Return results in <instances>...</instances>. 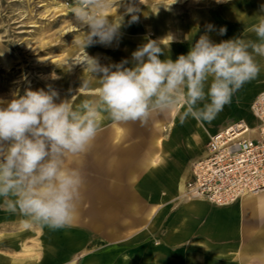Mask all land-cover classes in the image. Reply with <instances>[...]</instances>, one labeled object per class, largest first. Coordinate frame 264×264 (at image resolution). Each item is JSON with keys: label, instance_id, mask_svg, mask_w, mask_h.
Here are the masks:
<instances>
[{"label": "clouds", "instance_id": "clouds-1", "mask_svg": "<svg viewBox=\"0 0 264 264\" xmlns=\"http://www.w3.org/2000/svg\"><path fill=\"white\" fill-rule=\"evenodd\" d=\"M121 2L75 0L74 25L89 29L82 31L81 48L118 43L123 17L110 19L105 10ZM136 11L126 7V14ZM137 20L132 15L130 22ZM213 30V25H207L187 54L175 61L159 58L169 50L162 42L167 38L171 44V35L139 46L131 54V67L126 66L128 59L105 65L84 51L68 70L82 66L86 76L82 87L99 86L96 99L79 105L73 99L55 103L59 93L51 85L47 91L28 87L23 95L17 90L11 99L0 97V208L26 217V227L34 223L57 231L70 226L78 214L84 180L78 168L66 166L65 158L88 151L103 118L144 126L154 113L180 107L181 125L189 118L211 124L231 104L233 95L261 71L255 57H264V15L250 29L257 41L233 37L217 43L208 34ZM226 31L221 27L218 34Z\"/></svg>", "mask_w": 264, "mask_h": 264}, {"label": "crops", "instance_id": "crops-1", "mask_svg": "<svg viewBox=\"0 0 264 264\" xmlns=\"http://www.w3.org/2000/svg\"><path fill=\"white\" fill-rule=\"evenodd\" d=\"M208 18L193 17L185 22L196 26ZM163 19L165 27L176 26L177 18L163 15ZM151 21L156 30L146 27L144 34L142 28L132 27L131 32L123 35L146 42L152 39L150 36L158 40L173 37L158 23L157 17L153 16ZM168 41L166 38L162 43ZM134 46H128L127 50L134 51L141 45ZM179 55L167 50L159 58L175 61ZM62 72L58 86L64 90L69 84H81L86 79L83 70L76 73L75 79L67 67ZM90 86L95 91L99 85ZM255 88L263 90L264 79ZM58 93L60 101L54 102L69 100L64 93ZM228 110L224 107L222 113ZM182 111L178 107L157 113V128L148 136L147 144L144 140L123 143L121 138L127 134L118 129L99 131V142L94 146L98 149V162L90 172L97 181L89 183L97 187L89 188V194L83 198L91 202L89 216L99 218L94 228L98 240H89L88 245L84 243L74 250L66 242L60 248L61 255L57 252L55 256L56 240L52 239L51 252L40 260L36 256L24 258L2 253L0 264H250L251 258L254 264H264V191L224 206L179 197L184 181L191 176L192 163L205 154L207 142L201 143V131L191 132L186 123L180 124L178 113ZM236 115L243 118L242 113ZM232 121H223L217 130ZM0 218L9 215L0 209ZM77 219L78 214L73 222ZM5 222L6 219H0V226ZM65 231L69 234L71 228ZM20 237L21 234L1 235L0 248L28 250ZM79 249L82 252L71 257Z\"/></svg>", "mask_w": 264, "mask_h": 264}, {"label": "rangeland", "instance_id": "rangeland-1", "mask_svg": "<svg viewBox=\"0 0 264 264\" xmlns=\"http://www.w3.org/2000/svg\"><path fill=\"white\" fill-rule=\"evenodd\" d=\"M74 3L75 0H0V97L11 99L12 93L17 90L23 95L28 87L37 90L43 86L47 91V86L51 85L56 91L64 93L70 101L73 99L74 105H79L86 99H96L95 91L91 89L94 86L82 87V83L77 82L73 85L69 84L66 90L58 86L59 82H62V70L78 62L84 55V51L90 56L99 57L100 62L105 65L114 60L120 62L128 59L130 63L126 66L131 67V54L135 50H127L128 46L143 45L146 41H133L129 38L130 35L124 36L123 34L131 32L132 27L142 28L144 34H147L146 27L151 29L154 27L151 21L153 16L158 18V23H161L162 27H165L163 15L177 18L176 26L165 27L173 34V41L171 44L170 41L163 44L169 46L168 51L173 54H187L190 46L205 33L207 25L214 26L215 30L208 34L217 43L223 38L228 40L233 37H240L246 41H257L258 38L250 29L258 22L259 15H264V10H262L264 0H176L175 3L174 0H122L120 4L116 3L115 6L105 10V14L109 15L110 19L119 20L120 16L123 17L118 43L114 42L111 46L94 44L83 49L78 41L82 39L83 32L89 29L87 27L78 29V26L74 25L72 14ZM128 6H133L138 11L126 14ZM132 15L138 16L136 22H130ZM195 15L209 18L208 21H201L196 26L185 22ZM221 27L227 29L224 35L218 34ZM153 29L156 30V28ZM150 37L151 40L160 41ZM181 48L184 49L183 53L180 52ZM255 59L261 69L259 75L254 80L245 83L233 95L231 104L225 105V108L229 109L225 114L222 113L223 111L220 112L211 124L197 122L193 118L185 122L191 132L201 131V143H205L225 120L232 119L234 122L243 119L251 126L252 123L255 124L250 105L262 90L255 86L264 79V57L256 56ZM81 70L83 68L80 65L72 67L70 72L73 79ZM238 113H242L243 118H236ZM156 114L154 113L144 126H141L139 122L114 123L110 119L103 118L101 130L109 132L118 129L121 133L125 131L127 135L121 138L123 143H141L144 140L143 143L147 144L150 139L148 136L157 128L159 119ZM103 115L106 117V114ZM164 120L166 122L169 120V114L165 115ZM98 135L99 133L87 152L78 156L68 155L65 158L66 166L78 168L84 180L78 201L77 221L68 227L52 231L34 223L26 227L24 223L27 220L26 217L19 213L13 214L5 211L9 218H0L6 219V222L0 226V236L21 234V241L28 250L18 252L0 248V254L24 258L36 256L40 260L46 253L51 252L52 239L56 240L54 242L55 256L58 255L57 252L59 256L61 255L60 248L66 242H70L71 249L74 250L77 246L82 248L84 243L86 246L89 240L92 242L98 240V233H94V228L99 218L89 216V203L91 202L83 199L89 194V188L97 187L89 183L97 181V178H94L90 172L98 162V149L94 147L99 142ZM163 135L165 136V133ZM145 137L148 138L145 139ZM103 139L107 138L103 137ZM93 192L90 190V194ZM2 203L3 200L0 198V204ZM0 209L4 211L3 208ZM69 227L71 232L68 234L65 229ZM81 252L82 249L74 251L71 257ZM252 262L251 258L249 263L254 264ZM28 264L32 263L28 262Z\"/></svg>", "mask_w": 264, "mask_h": 264}, {"label": "built area", "instance_id": "built-area-1", "mask_svg": "<svg viewBox=\"0 0 264 264\" xmlns=\"http://www.w3.org/2000/svg\"><path fill=\"white\" fill-rule=\"evenodd\" d=\"M254 126L239 119L210 135L205 154L194 161L187 197L217 206L264 190V90L251 102Z\"/></svg>", "mask_w": 264, "mask_h": 264}, {"label": "bare ground", "instance_id": "bare-ground-1", "mask_svg": "<svg viewBox=\"0 0 264 264\" xmlns=\"http://www.w3.org/2000/svg\"><path fill=\"white\" fill-rule=\"evenodd\" d=\"M144 13H145V11H144ZM195 17H199V16H197V15H195ZM156 23H157V21H156ZM71 26H73V25H71ZM42 88H43V86H42ZM264 90V89H263ZM262 91V90H261ZM260 91V92H261ZM259 92V93H260ZM258 93V94H259ZM257 94V95H258ZM57 100H59V97L58 98H54V101H57ZM60 101V100H59ZM55 103H57V102H55ZM252 126H254V125H252ZM210 137V136H209ZM208 137V138H209ZM208 140V139H207ZM194 163V162H193ZM192 163V164H193ZM191 168V167H190ZM190 176V175H189ZM189 179V177L184 181V184H183V188L180 190V192H179V197L181 198V199H199V198H192V197H187L186 196V194H185V190H186V186H185V184H186V181ZM264 191V190H263ZM263 191H261V192H263ZM260 193V192H259ZM257 194V193H256ZM248 195H252V194H248ZM246 196V195H245ZM243 197V196H242ZM240 198H238L237 200H239ZM237 200H235L234 202H236ZM234 202H232V203H234ZM231 204V203H230ZM228 205V204H227Z\"/></svg>", "mask_w": 264, "mask_h": 264}]
</instances>
